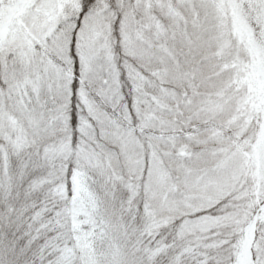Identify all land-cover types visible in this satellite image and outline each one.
Here are the masks:
<instances>
[{
    "label": "snow or ice",
    "instance_id": "1",
    "mask_svg": "<svg viewBox=\"0 0 264 264\" xmlns=\"http://www.w3.org/2000/svg\"><path fill=\"white\" fill-rule=\"evenodd\" d=\"M0 264H264V0H0Z\"/></svg>",
    "mask_w": 264,
    "mask_h": 264
}]
</instances>
